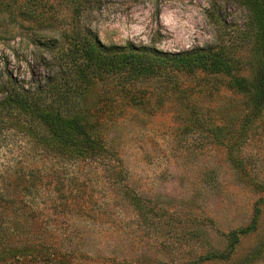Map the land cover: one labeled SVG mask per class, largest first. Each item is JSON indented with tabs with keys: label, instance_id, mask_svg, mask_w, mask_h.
Returning <instances> with one entry per match:
<instances>
[{
	"label": "rangeland",
	"instance_id": "374dc122",
	"mask_svg": "<svg viewBox=\"0 0 264 264\" xmlns=\"http://www.w3.org/2000/svg\"><path fill=\"white\" fill-rule=\"evenodd\" d=\"M93 1L98 4L77 21L82 0H0V86L7 80L30 87L52 75L57 69L48 41L66 47L60 36L79 23L103 45L131 42L166 53L225 46L231 74L252 80L251 24L239 6ZM175 81L173 92L146 85L149 105L143 110L131 109L100 83L85 100L98 115L94 122L113 154L111 163L124 171L121 183L99 166L59 160L29 141L16 128L18 120H6L0 129V193L15 195L14 183L5 181L12 173L40 172L33 198L21 196L41 214L38 224L48 226L32 224L0 201V237L7 246H45V253L54 248L58 253L49 264H264V116L243 125L248 97L229 90L224 75ZM55 172L83 183L101 215H56L54 206L63 201L53 185ZM255 216L254 228L239 236L228 259H204L228 255L232 233L250 228ZM13 264L48 263L27 256Z\"/></svg>",
	"mask_w": 264,
	"mask_h": 264
},
{
	"label": "trees",
	"instance_id": "16d2710c",
	"mask_svg": "<svg viewBox=\"0 0 264 264\" xmlns=\"http://www.w3.org/2000/svg\"><path fill=\"white\" fill-rule=\"evenodd\" d=\"M226 2L246 10L251 24L253 48L256 56L253 77L250 82L231 74L229 48L214 46L194 48L180 53L161 52L151 46H137L131 42L124 45H103L89 30L78 24L71 34L60 36L61 44L50 39L46 50L52 55L51 66L57 70L52 75L30 87H23L15 81L5 80L0 86V129L7 124L6 120L16 119V128L29 141L39 144L45 152L54 153L59 160L73 165L88 164L104 168L108 173L118 176L122 181L123 169L111 163V154L101 129L94 122L96 112L85 105L90 93L97 83L104 85L119 98L127 99V105L143 110L149 105L146 99V85L154 83L165 89L179 88L176 76L185 75L197 78L199 74L213 77H229L228 88L233 92L248 97L249 114L243 125L264 116V0H211ZM98 2L82 0L76 9V20L86 9H93ZM40 28H42L40 26ZM51 29V30H47ZM53 26L42 28L52 31ZM107 104H111L108 99ZM101 114V112L99 111ZM97 115V114H96ZM98 116V115H97ZM21 123V124H20ZM16 125V124H14ZM40 172L32 168H23L20 172L7 176L5 181H12L15 195L0 193V201L13 212L25 213L32 224L39 222L41 214L36 209H29L22 200L23 196L33 198L35 185L41 184ZM58 202L54 206L56 215H85L96 218L101 213L93 208L92 196L86 193L83 183L76 178H64L55 172L52 177ZM9 182V183H10ZM15 197V198H14ZM257 216L250 228L236 230L232 233L228 255H208L205 260L214 258L228 259L234 250L239 236L254 228ZM36 219V220H35ZM64 241V240H63ZM21 247V246H20ZM8 247L0 237V264H13L23 257H33L44 263L55 261V249L45 253V246L29 245L21 248ZM44 247V248H43ZM27 253H31L28 255Z\"/></svg>",
	"mask_w": 264,
	"mask_h": 264
}]
</instances>
